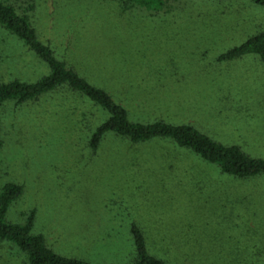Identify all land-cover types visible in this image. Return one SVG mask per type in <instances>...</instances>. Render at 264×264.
Masks as SVG:
<instances>
[{"label":"rangeland","instance_id":"obj_1","mask_svg":"<svg viewBox=\"0 0 264 264\" xmlns=\"http://www.w3.org/2000/svg\"><path fill=\"white\" fill-rule=\"evenodd\" d=\"M28 18L38 39L140 124L190 125L264 159V63L222 62L264 30L252 0H168L154 11L127 0H0ZM132 3V4H131ZM48 67L0 27V82L33 84ZM62 86L0 107V192L23 187L6 221L56 254L90 264H131L132 225L168 264H264V176L221 173L168 140L89 139L106 118ZM0 264H28L0 241Z\"/></svg>","mask_w":264,"mask_h":264},{"label":"trees","instance_id":"obj_2","mask_svg":"<svg viewBox=\"0 0 264 264\" xmlns=\"http://www.w3.org/2000/svg\"><path fill=\"white\" fill-rule=\"evenodd\" d=\"M127 1L156 11L168 0ZM252 2L264 8V0H252ZM0 27L22 41L28 50L49 69V75L33 84L17 80L8 83L0 82V107L9 101L14 102L15 105L37 101L42 96L66 86L106 113L107 117L89 139V146L93 151L108 134L124 138L133 145L154 139L168 140L180 148L192 151L202 160L216 165L221 173L228 176L240 180L264 176V159L253 158L238 146L218 143L190 125H174L165 121L143 125L131 121L128 111L116 103L108 93L92 86L73 68L57 59L50 46L38 39L28 18L18 15L13 7L1 1ZM249 55L257 57L264 63V30L249 37L239 46L226 50L218 60L229 62ZM22 193L23 187L12 183L6 184L0 192V241L14 244L25 255L28 264H90L76 258L60 256L48 247L42 235L33 233V212L22 225L6 221L8 209L21 197ZM131 234L135 247V258L131 264H168L149 253L143 233L136 225H132Z\"/></svg>","mask_w":264,"mask_h":264}]
</instances>
